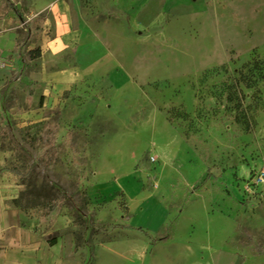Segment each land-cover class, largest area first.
Instances as JSON below:
<instances>
[{
  "label": "rangeland",
  "instance_id": "rangeland-1",
  "mask_svg": "<svg viewBox=\"0 0 264 264\" xmlns=\"http://www.w3.org/2000/svg\"><path fill=\"white\" fill-rule=\"evenodd\" d=\"M256 60L264 0H0V264H264Z\"/></svg>",
  "mask_w": 264,
  "mask_h": 264
},
{
  "label": "crops",
  "instance_id": "crops-1",
  "mask_svg": "<svg viewBox=\"0 0 264 264\" xmlns=\"http://www.w3.org/2000/svg\"><path fill=\"white\" fill-rule=\"evenodd\" d=\"M80 63L54 69L49 71L46 75L48 80L57 83H68L76 81L83 76V73H79ZM129 225H134L129 223ZM145 245H147L146 239L143 236L136 235L133 230H128L125 235L115 241L106 243V249L108 253L117 256L123 262L133 263L136 261V257L140 256Z\"/></svg>",
  "mask_w": 264,
  "mask_h": 264
},
{
  "label": "trees",
  "instance_id": "trees-1",
  "mask_svg": "<svg viewBox=\"0 0 264 264\" xmlns=\"http://www.w3.org/2000/svg\"><path fill=\"white\" fill-rule=\"evenodd\" d=\"M32 52H35L36 54L35 55H39L40 54V50L39 48H36V49H32L31 50ZM249 65V64H248ZM245 67V65H244ZM255 69H259L260 73L258 75H264V61H254V63L251 65V66H247L246 64V72H243V70H240L239 71V78L237 79V81L235 80V83L233 82V84L231 85H234V84H238L237 82H239V80L243 81L244 82V85L246 87H253V85L256 83L257 81V76H255V72L254 70ZM235 91L237 93H241L242 95V90L239 88V91L236 90L235 88ZM238 96V94H237ZM55 243V240L54 239H51L50 240V244H53Z\"/></svg>",
  "mask_w": 264,
  "mask_h": 264
}]
</instances>
